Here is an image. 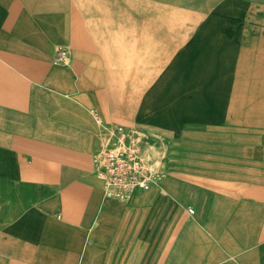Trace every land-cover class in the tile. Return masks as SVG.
Instances as JSON below:
<instances>
[{"label":"crops","instance_id":"crops-1","mask_svg":"<svg viewBox=\"0 0 264 264\" xmlns=\"http://www.w3.org/2000/svg\"><path fill=\"white\" fill-rule=\"evenodd\" d=\"M189 11L169 0H0V264H264V114L244 116L247 131L216 114L214 90L225 72L227 94L232 75L217 53L171 59ZM57 48L65 65L52 63ZM179 64L191 70L185 89H206L182 99L193 114L182 132L177 99L151 104L153 91L182 87L171 82ZM202 96L213 114L189 104ZM97 119L179 138L142 141L164 178L106 196L92 161Z\"/></svg>","mask_w":264,"mask_h":264},{"label":"rangeland","instance_id":"rangeland-1","mask_svg":"<svg viewBox=\"0 0 264 264\" xmlns=\"http://www.w3.org/2000/svg\"><path fill=\"white\" fill-rule=\"evenodd\" d=\"M169 1L172 6L180 7L187 11L190 10V13L193 10L191 18L194 21L185 40L179 41L180 44L177 50L172 53L171 59L174 60L178 57L180 61L190 62L192 58L201 53L205 56L216 53L220 55V72L231 69L232 75L230 90L227 94L225 92L222 93L224 87L223 74L225 72L221 73L222 77L218 81L220 83V88L217 87L219 90H214V93L218 91L220 95L215 97V99H218L219 104L216 114L219 116L231 115V120L235 118L237 121L233 122L236 130L244 127L243 129L247 131V122H242L244 120L243 117L246 116L245 120H247V116L264 114V58L259 57L260 54L263 56L262 52L264 51V45L262 46V41L264 40V11L253 9L254 4H258V0ZM171 69V82H180L182 87L177 90H168L165 87L167 88L166 90L153 91L151 104L153 111H155L161 109L163 104L168 105L169 101L177 99L179 101L176 103L178 104L179 121L181 126L183 125L180 131L182 132L187 126L191 127L192 124L187 122L193 118L191 116L193 114L186 108V105H183L182 99L187 100L192 99L195 95H203L204 90L193 92L183 87V83L189 81L186 77L191 78V70L186 68V65H175ZM185 70L186 75L183 76V79H180L182 77L180 74L184 73ZM164 72L165 70L163 69L160 73L161 75L156 76L157 81H159L158 77L162 76L164 80L161 79L160 81L165 82L166 75H163ZM217 84L215 87L218 86ZM144 95V92H141V101H143ZM202 97L204 98L203 101L199 103L189 102V104L192 107L195 105V109L197 104L202 103L204 104V109L209 110L210 114H213L211 107L213 103L205 98L207 96ZM125 101H131L130 94L129 97H125ZM220 125L225 126V123ZM139 133V138L142 141L154 142L160 138H165L174 144H179L180 141L179 138L169 139L158 133L148 132L143 129H140ZM178 135L174 136L178 137Z\"/></svg>","mask_w":264,"mask_h":264},{"label":"built area","instance_id":"built-area-1","mask_svg":"<svg viewBox=\"0 0 264 264\" xmlns=\"http://www.w3.org/2000/svg\"><path fill=\"white\" fill-rule=\"evenodd\" d=\"M69 58L65 48H57L54 65H65ZM102 124L104 143L93 154L94 172L102 182L106 196L127 198L135 190H149L165 176L161 161L152 158L141 146L142 139L133 129Z\"/></svg>","mask_w":264,"mask_h":264},{"label":"bare ground","instance_id":"bare-ground-1","mask_svg":"<svg viewBox=\"0 0 264 264\" xmlns=\"http://www.w3.org/2000/svg\"><path fill=\"white\" fill-rule=\"evenodd\" d=\"M195 61V60H194ZM196 63V62H195ZM173 64V63H172ZM175 64V63H174ZM194 65V64H193ZM213 67V66H212ZM193 69V68H192ZM212 69V68H211ZM232 73V72H231ZM201 76V75H200ZM199 76V77H200ZM231 77V76H230ZM194 80V79H193ZM229 81V80H228ZM192 82V81H191ZM229 84H231V83H229ZM230 87V86H229ZM205 91H206V89H204ZM212 95V94H211ZM218 96H219V94H218ZM103 143H104V140H103Z\"/></svg>","mask_w":264,"mask_h":264}]
</instances>
